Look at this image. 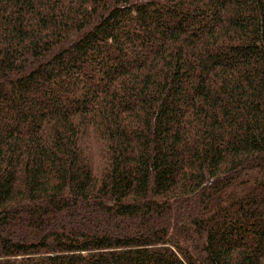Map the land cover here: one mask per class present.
Here are the masks:
<instances>
[{
    "label": "trees",
    "instance_id": "obj_1",
    "mask_svg": "<svg viewBox=\"0 0 264 264\" xmlns=\"http://www.w3.org/2000/svg\"><path fill=\"white\" fill-rule=\"evenodd\" d=\"M0 264H264V0H0Z\"/></svg>",
    "mask_w": 264,
    "mask_h": 264
}]
</instances>
